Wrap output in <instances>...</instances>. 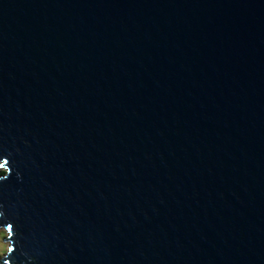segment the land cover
Wrapping results in <instances>:
<instances>
[{
    "label": "water",
    "instance_id": "1",
    "mask_svg": "<svg viewBox=\"0 0 264 264\" xmlns=\"http://www.w3.org/2000/svg\"><path fill=\"white\" fill-rule=\"evenodd\" d=\"M1 227L0 264H264V0H0Z\"/></svg>",
    "mask_w": 264,
    "mask_h": 264
},
{
    "label": "rangeland",
    "instance_id": "2",
    "mask_svg": "<svg viewBox=\"0 0 264 264\" xmlns=\"http://www.w3.org/2000/svg\"><path fill=\"white\" fill-rule=\"evenodd\" d=\"M7 237H8V231L5 228L1 227L0 228V263H1V259L6 255V253L9 250V241H5L7 240Z\"/></svg>",
    "mask_w": 264,
    "mask_h": 264
}]
</instances>
